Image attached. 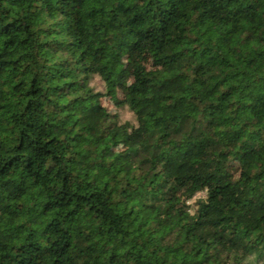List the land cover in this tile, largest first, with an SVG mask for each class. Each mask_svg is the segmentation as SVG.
Listing matches in <instances>:
<instances>
[{
    "label": "trees",
    "instance_id": "1",
    "mask_svg": "<svg viewBox=\"0 0 264 264\" xmlns=\"http://www.w3.org/2000/svg\"><path fill=\"white\" fill-rule=\"evenodd\" d=\"M0 264H264V0H0Z\"/></svg>",
    "mask_w": 264,
    "mask_h": 264
},
{
    "label": "rangeland",
    "instance_id": "2",
    "mask_svg": "<svg viewBox=\"0 0 264 264\" xmlns=\"http://www.w3.org/2000/svg\"><path fill=\"white\" fill-rule=\"evenodd\" d=\"M124 56V62L126 63V73L125 76L122 80L124 87H123V94L125 92V87L129 84L131 81V66L134 61H139L142 63L147 69L151 70L154 69V67L151 65L150 62V56L148 54H138L136 52L130 51V50H125L123 53ZM91 85L95 87L96 89H100L101 83L100 81L95 78ZM112 112H114V108H112ZM119 118L121 122H130L133 123V116L126 108H123L119 111ZM230 171L232 174L236 175L237 174V168L236 166H233L230 168ZM204 198L203 193H198L193 199H191L187 204L189 205L191 212L194 211L195 209V202L200 199Z\"/></svg>",
    "mask_w": 264,
    "mask_h": 264
},
{
    "label": "clouds",
    "instance_id": "3",
    "mask_svg": "<svg viewBox=\"0 0 264 264\" xmlns=\"http://www.w3.org/2000/svg\"><path fill=\"white\" fill-rule=\"evenodd\" d=\"M107 178V177H106Z\"/></svg>",
    "mask_w": 264,
    "mask_h": 264
}]
</instances>
